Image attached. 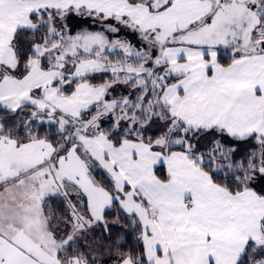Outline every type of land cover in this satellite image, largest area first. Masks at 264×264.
I'll return each instance as SVG.
<instances>
[{
    "label": "snow or ice",
    "instance_id": "obj_1",
    "mask_svg": "<svg viewBox=\"0 0 264 264\" xmlns=\"http://www.w3.org/2000/svg\"><path fill=\"white\" fill-rule=\"evenodd\" d=\"M0 264H264V0H0Z\"/></svg>",
    "mask_w": 264,
    "mask_h": 264
}]
</instances>
